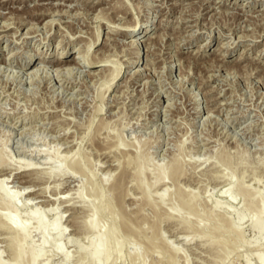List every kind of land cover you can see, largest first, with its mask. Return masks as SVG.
Segmentation results:
<instances>
[{
	"label": "rangeland",
	"instance_id": "rangeland-1",
	"mask_svg": "<svg viewBox=\"0 0 264 264\" xmlns=\"http://www.w3.org/2000/svg\"><path fill=\"white\" fill-rule=\"evenodd\" d=\"M0 6V26L22 16L27 22L0 31V58L27 63L64 52L84 63L91 42L90 53L103 60L59 75L38 63L49 79L33 80L0 63V162L9 160L7 167L0 163V182L19 202L18 220L29 223L25 249L43 251L37 264H89L80 246L92 247L83 222L95 190L115 214V222L107 214L101 224L116 225L127 238L124 264H132L137 252L145 264H169L171 258L177 264H254V254L264 255V225L254 232L257 216L247 213V204L264 195V0H0ZM44 7L57 14L45 20L28 15ZM131 23L140 24L137 31L131 32ZM112 69L121 73L107 91ZM68 156L81 171L65 162ZM25 164L35 171L27 172ZM59 164L66 171L57 175ZM139 165L153 201L142 197L134 177ZM169 166L180 169V179ZM160 168H167V178L155 184ZM119 181L121 189L112 190ZM242 190L258 192L253 200ZM176 191L193 197L197 213L182 208L179 217L170 214L179 205ZM4 207L0 202V216ZM38 218L49 227L61 219L64 233L50 231L42 246ZM1 227L0 257L8 264L14 235ZM239 232L245 244L235 249Z\"/></svg>",
	"mask_w": 264,
	"mask_h": 264
},
{
	"label": "bare ground",
	"instance_id": "bare-ground-1",
	"mask_svg": "<svg viewBox=\"0 0 264 264\" xmlns=\"http://www.w3.org/2000/svg\"><path fill=\"white\" fill-rule=\"evenodd\" d=\"M64 1V0H63ZM85 2V1H84ZM94 3H95V1H94ZM205 3V2H204ZM96 4H100V1L98 2V3H96ZM44 5V4H43ZM65 5V4H64ZM1 7V6H0ZM67 7V6H66ZM92 7H94V5L92 6ZM96 7V6H95ZM214 7V6H213ZM57 8V7H56ZM61 8V7H60ZM68 8V7H67ZM38 11V12H37ZM37 11H34L33 13H30V12H28V15L31 17V16H33V17H35L37 20H45L46 19V17L47 16H52V15H55V14H57L56 12V9H52V8H50V7H48V8H43V9H38ZM23 12V11H22ZM30 13V14H29ZM60 14L62 13V12H59ZM58 13V14H59ZM126 13V12H125ZM63 14H64V12H63ZM127 14V13H126ZM20 15V14H19ZM24 15V14H23ZM66 15V14H65ZM97 16V15H96ZM6 17V16H5ZM4 17V18H5ZM11 17V16H10ZM23 17V16H22ZM22 17L19 19V18H17L15 21H14V18H13V21H12V23L10 22V23H8V24H5V23H3L0 27V31H9V30H12V29H14V27L12 26L13 24H16V25H18L20 28H21V26H24V25H27V22L25 23V20L24 19H22ZM99 17V16H98ZM101 17V16H100ZM24 18V17H23ZM1 19V18H0ZM11 18H9V17H7L6 18V21L7 20H10ZM27 19V18H26ZM12 20V19H11ZM92 20V19H91ZM112 20V19H111ZM50 21H52L51 23H55V21H53V20H50ZM49 21V22H50ZM38 22V21H37ZM112 22V21H111ZM59 23V22H58ZM116 23V22H115ZM1 24V23H0ZM132 24V23H131ZM32 25V24H31ZM52 26V25H51ZM139 26H140V24H138V23H134V24H132V29H131V32L132 31H137L138 30V28H139ZM141 26H142V24H141ZM17 27V26H16ZM60 27V26H59ZM144 27V26H143ZM146 27V26H145ZM20 28H17V29H20ZM122 30H124V29H122ZM31 31V30H30ZM246 31V30H245ZM29 32V31H28ZM130 32V31H129ZM147 32V31H146ZM52 33V32H51ZM16 34V33H15ZM19 34V33H18ZM25 34V33H24ZM123 34L124 35H127L125 32H123ZM8 35V34H7ZM10 35V34H9ZM8 35V36H9ZM147 35V34H146ZM146 35H144V37L146 36ZM56 36V35H55ZM241 36V35H240ZM5 37H7L6 35H4L3 36V38H5ZM13 37V36H12ZM54 37V36H53ZM246 37V36H245ZM94 38H95V40L93 41V44H95V43H97L98 41H99V39H100V34H98L97 36H94ZM15 39V38H14ZM108 39V38H107ZM239 39V38H238ZM109 40H111L110 38H109ZM148 42L149 41H151V37H148ZM146 40V41H147ZM87 41H91V40H89V38H88V40ZM69 42V41H68ZM82 42V41H81ZM135 41H133V45H132V43H131V49L133 48V50H136V52L134 53L135 54V56H137L138 55V52H137V46H135ZM90 47H88V52H87V54H86V61L83 63L82 62V60H80L79 58H71V59H67L66 57V54L63 52V53H61L60 55H57V58H55V60L53 59H46V57H43L42 59H39L38 61L37 60H35L34 62L33 61H29V62H27V63H19V62H17V63H15L14 61H12L11 59L9 60L7 57V59L6 58H0V63H3V64H7V65H11L12 67H18V68H20L21 70H24V71H27L26 73L28 74V78L30 77V79H34L35 77H39V78H45V79H49V74L47 73V72H45V69L43 70V68L41 69L39 66H37V64L38 63H41V64H44V65H49V66H51V67H54V68H56V69H53L55 72H56V74L58 73V75L59 74H61V72L63 71V72H68V73H72L73 72V70H74V66H83V67H93V66H98L97 64H99L101 61L103 62V60L102 59H100V57H98L97 56V54H91L90 53V49H91V47H92V43L90 42ZM129 44V43H128ZM89 45V44H88ZM204 45V44H203ZM221 45V44H220ZM123 47V46H122ZM57 50V49H56ZM81 49H79V51H80ZM98 50V49H97ZM96 50V51H97ZM66 51V50H65ZM82 51V50H81ZM80 51V52H81ZM67 52V51H66ZM84 52V51H83ZM82 53V52H81ZM80 53V54H81ZM133 53V52H132ZM102 54V53H101ZM131 54V53H130ZM10 56V55H9ZM45 56H47V53H46V55ZM18 57V56H17ZM102 57V56H101ZM83 58V57H82ZM103 58H105V57H103ZM137 58V57H136ZM106 59V61H107V58H105ZM105 59H104V61H105ZM29 60V59H28ZM88 61V62H87ZM105 61V62H106ZM87 62V63H86ZM108 62V61H107ZM120 63V62H119ZM133 63H135L134 61H133ZM108 67V66H107ZM110 67V66H109ZM108 67V68H109ZM47 70V69H46ZM111 70V69H110ZM113 70V69H112ZM1 71V70H0ZM95 71H97V70H95ZM94 71V72H95ZM103 71V70H102ZM101 71V72H102ZM111 72V71H110ZM29 73H31L30 75H29ZM50 73V72H49ZM95 73H97V72H95ZM95 73H91V75H93V77L94 76H97L98 74H96L95 75ZM121 73V69H115V70H113V72H111L110 73V76H108L109 77V79H107L108 80V83H109V87L107 88V91H108V89H110L111 88V86H112V82H114V80L119 76V74ZM136 73H137V75H140V73H139V71L138 70H136L135 71V75H136ZM22 74V73H21ZM99 74H101L102 75V73H99ZM106 74V73H105ZM143 74V73H142ZM16 75V74H15ZM90 75V76H91ZM106 75H108V74H106ZM97 77H99V76H97ZM107 77V78H108ZM111 78V79H110ZM98 79V78H97ZM21 80V79H20ZM72 80V79H71ZM84 80V79H83ZM9 81V80H8ZM23 81V80H22ZM49 81V80H48ZM106 81V80H105ZM31 83V82H30ZM39 83V82H38ZM105 83V82H104ZM107 82L105 83V84H108ZM104 84V85H105ZM103 85V86H104ZM102 88H104V87H102ZM105 96V95H104ZM102 98V97H101ZM105 102V101H104ZM102 103V102H101ZM103 104V103H102ZM100 112V111H99ZM124 113V112H123ZM146 128V127H145ZM210 144V143H209ZM71 154H73L74 155V153H71ZM70 156V155H69ZM68 156V157H69ZM138 156V155H137ZM68 157H66V159H65V162H67V161H70V164H71V168H73L72 170H75V171H78V170H80L81 171V168H80V166H81V164H79L78 165V160H76L77 162H73V160L75 161V159L74 158H70V159H68ZM220 157V156H219ZM65 158V157H64ZM144 158V157H143ZM220 158H223V157H220ZM142 159V158H141ZM146 159V158H145ZM148 159V158H147ZM219 160V159H218ZM223 160V159H222ZM225 160V159H224ZM5 162L4 163H2V162H0V163H2L1 165L2 166H8L9 165V160H4ZM142 161H145V160H142ZM220 161V160H219ZM218 161V162H219ZM225 161H227V159L225 160ZM80 162V161H79ZM221 162V161H220ZM222 163H223V161H222ZM146 164V163H145ZM175 165V164H174ZM173 165V166H174ZM226 165H228V162H227V164ZM1 166V167H2ZM129 166V165H128ZM170 167V166H169ZM83 168V167H82ZM176 168V166L174 167V169H173V167L171 166L170 167V169L171 170H168L170 173L169 174H171V176H173V178L174 179H176L177 177L179 178L180 177V175H178L179 173H178V171L180 172V169L179 170H176L175 169ZM4 169V168H3ZM9 169V168H8ZM20 169V168H19ZM22 169V168H21ZM24 169L27 171V172H34L35 171V169H33L32 168V166H31V164H25L24 165ZM54 170H53V172H55V173H57V175H60L61 173L63 174V172H65L66 170H65V167L62 165V164H59V165H57V166H55V168H53ZM167 169V168H166ZM166 169H159L158 170V172H157V177H156V181H155V184L156 183H159V182H164L165 183V178H167V174H168V172L166 171ZM137 171H135L136 172V176L134 175V173H133V175H134V177L136 178V179H138V184H140V188L142 189V191H143V195L144 196H142V197H144L145 199H148V198H153V197H148V188H147V186H145V185H143V184H145L144 182H142V171H144L143 169H142V166L141 165H139L138 166V168L136 169ZM25 171V172H26ZM182 172V171H181ZM75 173V172H74ZM77 173V172H76ZM126 173V172H125ZM2 174V173H1ZM109 174V173H108ZM107 174V175H108ZM4 175V174H3ZM5 176V175H4ZM125 176V174H123L122 176H121V178H120V180H122L123 181V177ZM169 177V176H168ZM177 178V179H178ZM180 179V178H179ZM228 179V178H227ZM118 180V179H117ZM161 182V183H162ZM4 179H3V182H0V202H1V204L3 203L4 204V208H5V214H2L1 216H0V219H1V221H2V223H1V226L3 227H5V228H7V230L8 231H11V233H13V235H14V237L12 238V240H10V247H11V249H12V251H13V259H12V262L11 263H8V264H37L38 263V261L40 260V258L43 256L42 254V250L41 249H37V248H35V247H29V250H26L25 249V246H26V244L29 242V234H30V230H29V223H27V222H20L19 220H18V207H19V202H18V200L16 199V196H12L8 191H7V189L4 187ZM227 183H228V180H227ZM177 185V184H176ZM122 186V184H121V181H119V183L118 184H115L114 183V187H112V190H116V189H119L120 187ZM179 188V187H178ZM121 189V188H120ZM179 190H181V189H178V191ZM45 191V190H44ZM94 191V190H93ZM92 191V192H93ZM242 191H244V190H242ZM248 191V190H247ZM257 190H255V191H253V192H256ZM79 193H78V198L81 200V201H83V199H84V196H83V192L82 191H78ZM91 192V193H92ZM182 192H183V190H182ZM253 192H251V194L249 193V192H246L245 193V191H244V193L245 194H243V196L245 195V197H246V199H248L249 197V199H252L253 198ZM258 192V191H257ZM29 193V192H28ZM117 193V192H116ZM176 193H177V191H176ZM175 193V194H176ZM179 193V192H178ZM177 193V194H178ZM24 194V193H23ZM190 194V193H189ZM93 197H94V199H93V201H92V203L90 204V206H89V211H90V215H89V218L85 221V222H83L84 224H83V226L85 227L84 229L86 230L85 231V233H86V235H90V237H91V239H92V247H91V249L90 250H87L86 248H85V246L84 245H81L80 246V250L81 251H83V252H85V255H84V257H85V259L84 260H87V262H89V264H124L125 263V256H124V254H123V252H124V248H125V246H126V240H127V238H126V240H125V238H122L120 235H119V233H118V229L116 228V225L114 226H112V224H111V227H108L106 224H105V226H103L102 224H101V219L102 218H104V216L105 215H110L111 217H112V219H114L113 221L115 222L116 220H115V214H114V212L112 213V207H111V203H105L104 202V195H103V193H102V191H100V190H98V191H94L93 192ZM191 195V194H190ZM256 195V194H255ZM184 196V195H183ZM182 196V193L180 192L179 193V195H178V197H179V205H177V206H175V205H172L171 206V215H173V216H175L176 217V215L178 216L179 214H178V212L179 213H181L180 212V209H184V210H186V209H188L189 211H191L192 213H193V211H195V209L197 208V205L195 206V204H192L194 201L192 200V198L193 197H191V199H188V198H190L189 196H188V198L187 197H183ZM187 196V195H186ZM245 197H243V198H245ZM252 197V198H251ZM255 198H256V196H254ZM159 198H160V200L161 201H164L165 200V194L163 193V194H161L160 193V195H159ZM177 198V197H176ZM154 199V198H153ZM108 200H110V199H108ZM142 200V199H141ZM148 200H150V199H148ZM148 200H147V202H148ZM152 200V199H151ZM150 200V201H151ZM171 200H172V197H171ZM195 200V199H194ZM253 200H254V198H253ZM143 201H144V199H143ZM146 201V200H145ZM153 201V200H152ZM166 201V200H165ZM177 201V200H176ZM197 201V200H196ZM199 201V200H198ZM255 201V200H254ZM251 202V203H249V205L247 204V206H248V212L247 213H250V215L251 214H253V216L254 215H256L255 217L256 218H254L253 220H252V224H251V228H252V230L254 231V232H258V231H260L261 229H262V227H263V225H264V195H263V197L260 199V201H256V202ZM146 202V203H147ZM149 203V202H148ZM147 203V204H148ZM151 203V202H150ZM161 203V202H160ZM159 203V204H160ZM175 203H177V202H175ZM197 203V202H196ZM201 203V202H200ZM125 204V203H124ZM145 204V203H144ZM152 204V203H151ZM158 204V205H159ZM113 205V204H112ZM153 205V204H152ZM156 205H157V203H156ZM157 205V206H158ZM163 205V204H162ZM161 204H160V206H162ZM159 206V207H160ZM218 206V205H217ZM246 206V207H247ZM143 207H144V205H143ZM150 207V206H149ZM159 207L157 208V210L159 209ZM139 208V207H138ZM141 208V207H140ZM150 208H152V206L150 207ZM122 209V208H121ZM153 209V208H152ZM247 209H246V211H247ZM140 210V209H139ZM198 210V209H197ZM156 211V210H155ZM187 211V210H186ZM37 210L35 209V211L33 212V217H35V215H37ZM119 212V211H118ZM142 212V211H141ZM140 212V214H142ZM157 212V211H156ZM160 212H161V209H160ZM164 212V211H163ZM188 212V211H187ZM196 213H197V211H195ZM195 212H194V214H195ZM116 213V212H115ZM138 213V212H137ZM183 213V212H182ZM199 213V212H198ZM117 214V213H116ZM131 214V213H130ZM168 214V213H167ZM170 214H168V215H170ZM191 214V213H190ZM193 214V215H194ZM200 214V213H199ZM121 215H122V213H121ZM121 215H120V217H121ZM139 215V214H138ZM143 215V214H142ZM141 215V216H142ZM162 215V214H161ZM167 215V216H168ZM192 215V214H191ZM117 216L119 217V214H117ZM116 216V217H117ZM125 216V215H124ZM129 216V215H128ZM157 216V215H156ZM160 215H158L157 217H159ZM187 216H189V215H187ZM108 217V216H107ZM123 217V216H122ZM179 217V216H178ZM190 217V216H189ZM216 217V216H215ZM226 217V216H225ZM138 218V217H137ZM146 218V217H145ZM145 218H143V219H145ZM183 217H181V219H182ZM224 218V217H223ZM120 219V218H119ZM118 218H117V220H119ZM211 219V218H210ZM213 219V218H212ZM220 219V218H219ZM60 220L61 219H56V221H55V223H53V225L51 226V227H49L48 225H47V223L45 222V220L43 219V218H38V220H37V222H36V230H37V232L39 231L40 232V234L42 235V237H43V239H42V246H44L45 245V243L47 242V239H48V234L50 233V231H53V232H59V233H64V230H62V228H61V226H60ZM129 220V219H128ZM132 220H133V218H132ZM135 220V219H134ZM138 220V219H137ZM157 220H158V218H157ZM214 220V219H213ZM228 220V219H227ZM122 221V220H121ZM124 221V220H123ZM145 221V220H144ZM159 221V220H158ZM182 221H184V223L186 222V225H188L189 224V219L186 217V218H183L182 219ZM138 222V221H137ZM143 222V221H142ZM147 222V221H146ZM217 222V221H216ZM223 222V221H222ZM230 222V221H229ZM229 222H227V223H229ZM122 223V222H121ZM135 223V222H134ZM140 223V222H139ZM143 223H145V222H143ZM183 223V222H182ZM183 223V224H184ZM197 223V222H196ZM123 224V223H122ZM141 224V223H140ZM153 224V223H152ZM158 223H156V225H157ZM230 224V223H229ZM228 224V225H229ZM130 225V224H129ZM128 225V226H129ZM132 225H133V223H132ZM136 225V224H135ZM219 225V224H218ZM226 225V224H225ZM227 225V226H228ZM0 226V227H1ZM124 226V225H123ZM126 226V225H125ZM128 226H126V228L127 229H125L127 232H132L133 230H135L133 227H132V229L133 230H131V228H130V226L128 227ZM158 226V225H157ZM232 226V225H231ZM1 227V228H2ZM3 227V228H4ZM188 227V226H187ZM228 228V227H227ZM226 228V229H227ZM233 227H231L229 230H231ZM152 229V228H151ZM215 229V228H214ZM227 229V230H228ZM140 230V229H139ZM216 230V229H215ZM241 231V230H240ZM134 232L136 233V231H133V233H131V235L133 236H135V234H134ZM145 232V231H144ZM243 232V231H242ZM238 233V237L239 238H237V241H235V246H234V248L236 249H238L239 248V246L240 245H242V246H244V240H243V233ZM137 233H140L139 231L137 232ZM143 233V232H142ZM141 234V233H140ZM144 234V233H143ZM155 235H157V233L155 234ZM140 236V235H139ZM144 236V235H143ZM160 236V235H159ZM162 236V235H161ZM160 236V237H161ZM153 237V236H152ZM141 238V237H140ZM154 238V237H153ZM11 239V238H10ZM91 239H89L90 241H91ZM146 239V238H145ZM128 240H131L132 241V239L131 238H129ZM155 240V239H154ZM164 240V239H163ZM162 240V241H163ZM160 241H161V238H160ZM161 241V242H162ZM258 241V240H257ZM133 242V241H132ZM151 242V241H150ZM164 242V241H163ZM166 242V241H165ZM136 243H138V242H136ZM147 243H148V241H147ZM154 244H156L155 242H153ZM247 243H249V242H247ZM129 244V243H128ZM128 244H127V246H128ZM153 244V245H154ZM158 244V243H157ZM225 244V243H224ZM149 245L151 246V243H149ZM168 245V244H167ZM258 245V244H257ZM231 246V245H230ZM152 247V246H151ZM224 247V246H223ZM226 247V246H225ZM155 248H156V246H155ZM154 248V249H155ZM233 248V247H232ZM57 250H58V252H60L61 254L63 253V248H62V246L61 245H57V248H56ZM150 249H153V248H149V250ZM159 249V248H158ZM226 249V248H225ZM235 249H233V250H235ZM146 250H148V248H146L145 249V251ZM222 250V249H221ZM220 250V251H221ZM224 250V249H223ZM222 250V251H223ZM144 251V252H145ZM151 251V250H150ZM154 251V250H153ZM155 251H157L156 249H155ZM170 251H171V253H170ZM170 251H169V253L171 254V256H172V254H174V253H176V250L175 249H171L170 248ZM126 252V251H125ZM147 252V251H146ZM159 252V251H158ZM161 252V251H160ZM159 252V253H160ZM223 252H226L227 253V250L225 251H223ZM138 253V252H137ZM132 254V256L131 257H133L134 259H132V260H134L133 262H132V264H145L144 262V259H142L143 261H139L138 262V260H139V255L138 254ZM141 253V252H140ZM143 253V252H142ZM226 253H224V254H226ZM229 253V252H228ZM128 254V253H127ZM164 254V253H163ZM162 254V255H163ZM222 254V253H221ZM127 256H129V255H127ZM129 256V257H130ZM165 256H166V254H165ZM228 256V255H227ZM141 257V256H140ZM169 257V256H168ZM222 257L223 258H225L224 257V255H222ZM253 257H254V264H264V255H261V254H259V253H256V254H254L253 255ZM64 258L66 259V261L67 260H69L70 259V256L69 255H64ZM127 259H128V262L131 260V259H129L128 257H126ZM144 258V257H143ZM141 259V258H140ZM172 260H168L169 261V264H177L175 261H173V258H171ZM251 259H252V257H251ZM175 260V259H174ZM163 264H164V261L162 262ZM167 263V262H166ZM0 264H7V263H5V262H3L2 261V259H1V257H0Z\"/></svg>",
	"mask_w": 264,
	"mask_h": 264
}]
</instances>
